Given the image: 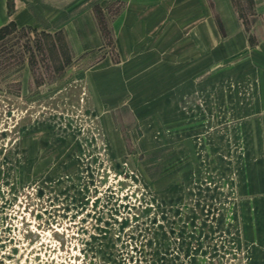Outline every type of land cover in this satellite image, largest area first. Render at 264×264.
Returning a JSON list of instances; mask_svg holds the SVG:
<instances>
[{"label": "rangeland", "instance_id": "1", "mask_svg": "<svg viewBox=\"0 0 264 264\" xmlns=\"http://www.w3.org/2000/svg\"><path fill=\"white\" fill-rule=\"evenodd\" d=\"M258 5L0 0V264H264Z\"/></svg>", "mask_w": 264, "mask_h": 264}, {"label": "crops", "instance_id": "2", "mask_svg": "<svg viewBox=\"0 0 264 264\" xmlns=\"http://www.w3.org/2000/svg\"><path fill=\"white\" fill-rule=\"evenodd\" d=\"M255 10L261 18L260 28L264 32V5L256 6ZM221 17L223 29L230 31L231 35L221 41L222 56L220 59L223 61L242 54V58L245 61L250 62V68L255 71V75L260 79V90H258V96L255 100L256 102L251 107L258 124L264 126V34L260 36L253 45H250L247 35L238 25L233 14L228 15L225 13L224 15L222 14ZM208 28L211 29L210 24ZM202 29L204 32L203 45L210 46L209 30L205 25H202ZM204 57L205 54L203 55V58ZM238 57L240 58V56ZM206 58L210 60V56L207 54ZM239 58H234L230 64H234Z\"/></svg>", "mask_w": 264, "mask_h": 264}, {"label": "trees", "instance_id": "3", "mask_svg": "<svg viewBox=\"0 0 264 264\" xmlns=\"http://www.w3.org/2000/svg\"><path fill=\"white\" fill-rule=\"evenodd\" d=\"M16 25L13 22H10L8 25L0 28V41L7 38L11 33L15 32ZM41 37L46 40L50 47V53L55 56L57 61V70L63 69L64 65L70 62V57L68 55V47L65 43L64 39L59 33L49 34V33H40ZM36 48L41 49L42 45L40 43V39H35ZM251 44V42H250ZM58 56H62V60H58Z\"/></svg>", "mask_w": 264, "mask_h": 264}]
</instances>
